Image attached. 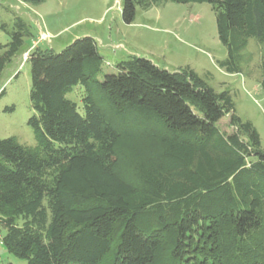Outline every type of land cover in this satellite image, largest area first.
<instances>
[{
	"label": "trees",
	"instance_id": "obj_1",
	"mask_svg": "<svg viewBox=\"0 0 264 264\" xmlns=\"http://www.w3.org/2000/svg\"><path fill=\"white\" fill-rule=\"evenodd\" d=\"M163 1L124 0L123 18ZM171 1L212 5L228 72H241L255 39L264 90V0ZM16 26L0 74L23 45L20 17ZM27 61L37 147L0 138L10 253L26 264H264V149L229 91L139 56L102 74L91 36L34 48ZM79 84L82 110L66 96Z\"/></svg>",
	"mask_w": 264,
	"mask_h": 264
},
{
	"label": "rangeland",
	"instance_id": "obj_2",
	"mask_svg": "<svg viewBox=\"0 0 264 264\" xmlns=\"http://www.w3.org/2000/svg\"><path fill=\"white\" fill-rule=\"evenodd\" d=\"M123 1L45 0L35 5L0 0V44L6 45L0 49V57L9 49L16 19L20 17L26 25L23 45L0 74V138L15 137L22 145L37 147L36 132L28 122L33 115L31 65L27 61L30 52L38 47L60 52L76 38L91 36L104 58L102 74L116 72L118 63L139 56L172 72L190 67L216 91H229L237 115L254 124L264 149L261 45L251 38L243 51L241 72H228L220 65L228 57V50L219 38L210 3L164 0L149 9L138 5L135 19L127 23L122 14ZM82 94L79 84L66 96L82 110ZM228 123L229 117H225L222 128L228 129ZM5 232L0 227V264H26L2 243Z\"/></svg>",
	"mask_w": 264,
	"mask_h": 264
}]
</instances>
